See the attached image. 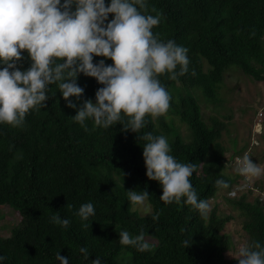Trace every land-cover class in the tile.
Returning a JSON list of instances; mask_svg holds the SVG:
<instances>
[{"label": "trees", "instance_id": "trees-1", "mask_svg": "<svg viewBox=\"0 0 264 264\" xmlns=\"http://www.w3.org/2000/svg\"><path fill=\"white\" fill-rule=\"evenodd\" d=\"M149 5L148 11L155 6L163 13L154 31L190 50L186 74L176 80L161 74L160 79L173 96L169 112L188 126L193 139L185 142L175 121L165 114L148 117L147 127L140 132L167 135L177 158L198 163L191 178L193 186L202 198L212 200L226 190L215 185L218 176L230 179L231 187L242 181L225 173L229 161L221 142L225 124L213 119L208 126L198 102L188 95V87L201 88L209 101H219L218 90L232 66L264 81V0H149ZM102 58L95 57L97 61ZM203 60L210 66L207 72ZM21 63L23 68L30 66L27 52ZM107 63L114 61L109 58ZM78 82L85 88L82 99L95 100L102 85L83 73ZM59 91L53 84L46 106L30 111L23 127L0 124V208L9 206L21 216L10 237L0 234V253L8 258L5 264H59L57 251L68 256L70 264H90L79 252L81 245L88 247L90 260L100 255L107 264H238L226 258L232 243L224 229L232 215L222 216L214 206L205 218L191 205L160 200L163 189L159 181L147 176L138 134L122 124L105 129L89 120L87 128L81 126L72 118L78 107H69ZM144 188L151 195L148 202L153 210L141 216L131 206L126 190ZM89 200L96 213L82 221L76 210ZM228 201L245 218L243 229L249 242L264 240L261 196L253 202L245 194ZM54 211L70 217L71 225L63 228L51 222ZM157 212L160 218L154 221ZM142 226L156 241L152 249L141 252L120 243L121 229L135 234ZM186 236L192 238L188 248L181 244Z\"/></svg>", "mask_w": 264, "mask_h": 264}, {"label": "clouds", "instance_id": "clouds-1", "mask_svg": "<svg viewBox=\"0 0 264 264\" xmlns=\"http://www.w3.org/2000/svg\"><path fill=\"white\" fill-rule=\"evenodd\" d=\"M149 7V0H0V124L23 127L30 111L46 106L51 86L56 84L68 106L78 107L72 118L81 126L87 128L92 120L96 127L122 124L125 130L136 132L143 142L147 176L159 181L163 189L160 200L191 205L206 218L212 208L211 198H202L191 179L199 164L177 158L167 135L140 132L147 127L148 117L164 115L171 107L173 96L162 83L161 74L176 80L190 66L187 46L174 38L162 39L154 31L163 13L155 6L148 11ZM110 14L114 15L111 19ZM251 35H256L255 30ZM25 52L31 59L27 68L21 63ZM97 56L103 58L97 61ZM109 58L114 63H107ZM203 64L207 72L210 66L206 60ZM192 71L195 74V69ZM81 73L102 85L95 100L82 99L85 88L78 82ZM235 159L233 170L245 181L264 175V164L254 162L249 152ZM231 183L223 175L215 179L218 189H230ZM126 191L133 208L145 206L151 197L147 188ZM229 195L235 196L236 191H229ZM95 213L91 200L76 210L82 221H89ZM159 218V212L152 217L154 221ZM51 222L68 228L72 221L54 211ZM150 237L143 226L135 234L128 229L119 231L122 245L141 252L154 247ZM181 244L190 247L191 236ZM79 252L90 264H107L100 255L90 260L87 246L81 245ZM55 256L59 264H70V258L61 251ZM235 257L238 264H264V240L240 243ZM7 259L0 253V264Z\"/></svg>", "mask_w": 264, "mask_h": 264}, {"label": "rangeland", "instance_id": "rangeland-1", "mask_svg": "<svg viewBox=\"0 0 264 264\" xmlns=\"http://www.w3.org/2000/svg\"><path fill=\"white\" fill-rule=\"evenodd\" d=\"M220 86L217 96L219 101L216 102L209 101L200 88L188 87V95H192L198 102L203 120L208 126L212 125L213 119L225 124L226 128L221 138L227 149L226 157L229 159L225 173L242 181L233 184L230 189L219 191L211 200L212 208L216 206L220 215L233 217L224 229V233L231 238L232 249L226 258L232 263L238 262L235 257L238 245L249 242V237L243 229L245 218L228 200L239 199L245 194L248 201L253 202L260 190L264 191V175L252 181H244V178L233 170L235 158L238 155L242 156L246 151L254 162L264 164V116L260 117L261 113L264 115V81H257L233 67L225 73L223 84ZM165 115L169 120L175 121V128L180 131L185 142L193 139L191 130L177 115L169 111ZM231 190L236 191L235 196L229 195ZM133 209L141 216H146L152 212L153 207L147 202L145 206ZM20 222L21 216L18 212L9 206L0 208V234L4 238L10 237L11 229ZM152 241L156 243L155 240Z\"/></svg>", "mask_w": 264, "mask_h": 264}, {"label": "built area", "instance_id": "built-area-1", "mask_svg": "<svg viewBox=\"0 0 264 264\" xmlns=\"http://www.w3.org/2000/svg\"><path fill=\"white\" fill-rule=\"evenodd\" d=\"M260 196L264 200V193L260 194Z\"/></svg>", "mask_w": 264, "mask_h": 264}]
</instances>
